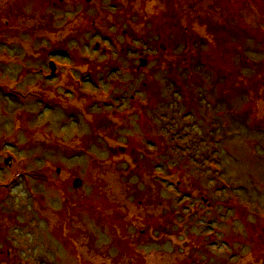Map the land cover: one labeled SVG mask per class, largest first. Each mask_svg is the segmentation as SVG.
Instances as JSON below:
<instances>
[{
  "label": "rangeland",
  "instance_id": "1",
  "mask_svg": "<svg viewBox=\"0 0 264 264\" xmlns=\"http://www.w3.org/2000/svg\"><path fill=\"white\" fill-rule=\"evenodd\" d=\"M0 264H264V0H0Z\"/></svg>",
  "mask_w": 264,
  "mask_h": 264
},
{
  "label": "water",
  "instance_id": "2",
  "mask_svg": "<svg viewBox=\"0 0 264 264\" xmlns=\"http://www.w3.org/2000/svg\"><path fill=\"white\" fill-rule=\"evenodd\" d=\"M145 64L144 60L142 61V66ZM50 69H51V73L54 74L55 73V65L54 62H50ZM9 158L6 159L5 163L7 164L9 162ZM81 184V181L79 179H76L74 182V187H79Z\"/></svg>",
  "mask_w": 264,
  "mask_h": 264
},
{
  "label": "flooded vegetation",
  "instance_id": "3",
  "mask_svg": "<svg viewBox=\"0 0 264 264\" xmlns=\"http://www.w3.org/2000/svg\"><path fill=\"white\" fill-rule=\"evenodd\" d=\"M12 158L9 160V163L5 164L7 166H9L10 168L13 166V163H12ZM25 245V244H24ZM19 246H21V244H19ZM9 254H11V250L8 251Z\"/></svg>",
  "mask_w": 264,
  "mask_h": 264
}]
</instances>
